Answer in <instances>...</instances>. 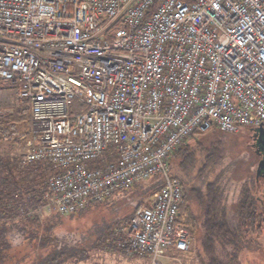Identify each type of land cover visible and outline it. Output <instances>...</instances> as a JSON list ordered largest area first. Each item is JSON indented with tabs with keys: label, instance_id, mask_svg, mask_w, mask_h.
I'll use <instances>...</instances> for the list:
<instances>
[{
	"label": "built area",
	"instance_id": "built-area-1",
	"mask_svg": "<svg viewBox=\"0 0 264 264\" xmlns=\"http://www.w3.org/2000/svg\"><path fill=\"white\" fill-rule=\"evenodd\" d=\"M0 84L32 120L18 164L49 171L44 205L16 218L68 216L159 176L116 246L185 264L169 160L198 134L264 125V0H0Z\"/></svg>",
	"mask_w": 264,
	"mask_h": 264
},
{
	"label": "trees",
	"instance_id": "trees-1",
	"mask_svg": "<svg viewBox=\"0 0 264 264\" xmlns=\"http://www.w3.org/2000/svg\"><path fill=\"white\" fill-rule=\"evenodd\" d=\"M10 110L11 112L5 111L0 115V140L6 138L17 142L20 136L30 135L32 120L23 105ZM199 152L204 154L198 174L200 176L213 166V161L217 158L215 150L200 144L194 148L187 143L169 160L171 178L179 180L183 189V201L179 206L177 222L188 231L191 238L190 249L184 263L243 264L246 252L264 257V246L260 242L264 235V211L260 210V203L264 196L263 198L260 196L258 179L248 170L249 175L237 181L225 184L215 179L203 190L193 187L187 190L181 177L174 173L173 167L176 164L177 168L186 174L195 165ZM18 165L13 158L0 157V214L5 218L4 221H0V264H67L76 258L75 251L63 247V244L71 243V237L67 234L69 236L67 239L66 235L62 234L64 235L62 238L60 232H55L64 216L53 210L41 222L36 215L32 219L24 218L26 216L16 218L17 214L13 213L18 208L35 209L44 205L40 191L44 179L49 175L47 167L42 163L22 168ZM154 178L156 180L149 186L150 188L137 191L139 182L67 217L80 215L89 207L105 204L120 195H127L128 192L136 190L134 193L136 198L146 200H140L129 218L118 222L116 226L127 224L135 210L139 207H149L154 194L162 188L161 178L159 176ZM192 199L198 206L197 212L191 211ZM113 231L114 229L107 230L106 239L113 235ZM85 253L87 252L78 253L80 255L78 257L86 259ZM191 256L193 260L186 263V259ZM252 260L254 258L246 261L248 264H254Z\"/></svg>",
	"mask_w": 264,
	"mask_h": 264
},
{
	"label": "rangeland",
	"instance_id": "rangeland-1",
	"mask_svg": "<svg viewBox=\"0 0 264 264\" xmlns=\"http://www.w3.org/2000/svg\"><path fill=\"white\" fill-rule=\"evenodd\" d=\"M7 89V86L0 84V108L8 110V108L22 106L17 99L16 93L8 91ZM73 104L75 105L76 103L73 102ZM28 137L29 134L20 136L17 142H13L6 138L0 140V157H9L17 161L24 146V139ZM248 140L249 132L246 128L242 129L237 134L224 133L219 130L198 134L189 139L187 143L193 145L194 148L200 144L205 148L209 147L215 150L217 158L216 160L214 159L213 166L198 176L204 160V154L199 152L196 157L195 165L189 172L183 174L182 171L177 168L176 164H174L173 171L181 177L184 182V187H186L187 190L192 187L194 189L203 190L209 182L215 179L225 184L231 181H237L239 178L241 179L249 175L248 170H250V174L255 175L254 168H251V162L255 160V157L248 146ZM247 157L248 163L246 166ZM20 168H22V166H20ZM155 180L156 178L150 177L141 181L136 190L150 188L149 186L154 183ZM257 183H259L260 196L263 198L264 178H259ZM136 190L134 192H128L127 195H120L116 197L115 200H110L105 204L89 207L80 215L62 217L61 223H59L55 232L66 235L67 239L69 238L67 234H69L71 243L63 244V247L67 250L75 251L76 253V258L71 259L67 264L138 263L136 258L122 252L116 246L115 241L116 229H119L125 225V223L117 226L116 224L125 218H129L133 210L139 205L140 200L143 199L140 197L136 198L134 194ZM143 200L145 201L146 198ZM190 208L191 211L194 210V212H197L198 206L193 199L190 202ZM260 210L264 211V200L260 203ZM51 212H53V210H48L47 208L42 209L40 212L41 216L37 215V218H40V221L43 222ZM24 218L32 219V216L27 215ZM108 229H110V231L114 229V231L113 235L106 239V232ZM64 235H62V238H64ZM260 242L262 246H264V235L260 238ZM82 251L87 252L85 253L87 255L86 259H80L78 257L80 256L78 253H82ZM245 254L247 255L243 258V264H248L246 260L249 258H254V260H252L254 264H264L263 256L259 257L258 254H248L247 252ZM191 259L193 260V256L186 259V263Z\"/></svg>",
	"mask_w": 264,
	"mask_h": 264
},
{
	"label": "flooded vegetation",
	"instance_id": "flooded-vegetation-1",
	"mask_svg": "<svg viewBox=\"0 0 264 264\" xmlns=\"http://www.w3.org/2000/svg\"><path fill=\"white\" fill-rule=\"evenodd\" d=\"M249 140L248 146L253 152L255 157L254 161L251 162V168L255 170V177L257 179L264 178V127L248 128ZM248 163V157L246 166Z\"/></svg>",
	"mask_w": 264,
	"mask_h": 264
},
{
	"label": "crops",
	"instance_id": "crops-1",
	"mask_svg": "<svg viewBox=\"0 0 264 264\" xmlns=\"http://www.w3.org/2000/svg\"><path fill=\"white\" fill-rule=\"evenodd\" d=\"M8 87V86H7ZM8 91H12V92H14L15 93V91L13 90V89H11L10 87H8V89H7ZM8 109H10V108H8Z\"/></svg>",
	"mask_w": 264,
	"mask_h": 264
},
{
	"label": "water",
	"instance_id": "water-1",
	"mask_svg": "<svg viewBox=\"0 0 264 264\" xmlns=\"http://www.w3.org/2000/svg\"><path fill=\"white\" fill-rule=\"evenodd\" d=\"M262 127H264V125H262Z\"/></svg>",
	"mask_w": 264,
	"mask_h": 264
}]
</instances>
